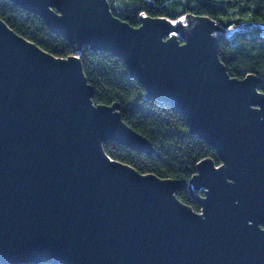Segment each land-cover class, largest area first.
<instances>
[{"label":"water","instance_id":"water-1","mask_svg":"<svg viewBox=\"0 0 264 264\" xmlns=\"http://www.w3.org/2000/svg\"><path fill=\"white\" fill-rule=\"evenodd\" d=\"M75 51L121 58L147 99L175 107L222 165L186 181L142 175L103 142L150 155L151 144L95 105L77 56L56 59L0 21V264H264V81L230 77L204 16L131 27L106 0H10ZM203 189L201 214L175 197Z\"/></svg>","mask_w":264,"mask_h":264},{"label":"trees","instance_id":"trees-1","mask_svg":"<svg viewBox=\"0 0 264 264\" xmlns=\"http://www.w3.org/2000/svg\"><path fill=\"white\" fill-rule=\"evenodd\" d=\"M106 3L113 16L131 27H138L143 17L176 22L187 15L208 17L224 29L244 25L245 29L234 37L218 40V59L232 78L252 75L264 81V0H106ZM0 21L53 58L77 56L83 77L92 88L91 102L117 105L121 120L152 146V153L146 155L115 142H103L101 149L110 159L142 175L186 182L204 159L211 160L215 167L222 165L215 150L190 132L184 116L175 107L145 97L144 87L130 77L121 58L88 46L75 51L41 17L10 0H0ZM258 91L264 94V82L258 85ZM203 196L201 188L193 189V194L188 187L175 192L177 200L197 214L201 212L198 199Z\"/></svg>","mask_w":264,"mask_h":264},{"label":"rangeland","instance_id":"rangeland-1","mask_svg":"<svg viewBox=\"0 0 264 264\" xmlns=\"http://www.w3.org/2000/svg\"><path fill=\"white\" fill-rule=\"evenodd\" d=\"M199 214H201V212Z\"/></svg>","mask_w":264,"mask_h":264}]
</instances>
